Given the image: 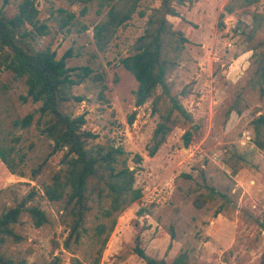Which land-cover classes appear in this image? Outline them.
<instances>
[{"label": "rangeland", "instance_id": "374dc122", "mask_svg": "<svg viewBox=\"0 0 264 264\" xmlns=\"http://www.w3.org/2000/svg\"><path fill=\"white\" fill-rule=\"evenodd\" d=\"M22 1L0 0V6L8 17H13ZM228 1L199 0L193 6L179 7L181 17H170L175 29L183 31L189 39L170 80L176 93L192 85V93L183 103L202 122L203 135L186 147L182 139L185 130L177 128L157 155L149 157L147 146L159 117L153 114L151 102L136 107L138 82L121 60L135 53L137 40L145 33L149 17L161 2L143 0L108 48L99 53L94 41L93 24L100 20L95 5L89 4L85 11L81 2L37 0L39 19L51 28H57L51 14L59 8L76 13L89 26L88 30L77 26L59 32L53 49L58 59L73 50L68 67L90 64L94 75H104L102 82L98 78L88 80L75 89L77 95L85 97L75 114L86 115L85 128L99 136L97 144L125 149L121 162L126 160L136 169V188L143 190L142 200L119 216L100 264H147L133 253L137 236L149 257L168 264L182 253L188 254L191 264H260L264 231L253 219L264 220V150L254 142L252 121L264 114V101L258 91L245 90L246 79L253 70V51L236 28L240 19L249 21L251 13L264 12V0L246 11L226 15L221 21ZM46 42L47 39L42 41ZM93 53L98 56L93 58ZM1 82H10L8 92L17 112L21 117L34 114V123L30 129L17 132L21 135L18 148L25 156V176L13 175L0 160V214L35 190L38 194L33 203L39 204L49 217L47 225L36 228L31 218L24 216L17 227L24 239L10 245L9 253L25 258L27 264H49L55 257H60L62 264H95L97 253L92 244L97 211L88 218L89 234L79 250L67 251L64 241L69 229L62 221L66 198L50 202L44 197V186L51 183L55 172L65 168L64 152L54 153L53 141L37 129L40 104L21 100L26 90L9 71L1 72ZM241 92L248 109L241 115L234 112L228 119L229 107ZM135 111L136 120L130 125L128 119ZM230 153L242 159V168L236 175L224 162ZM137 154L144 157L140 166L133 161ZM42 164L41 173L34 177L33 171ZM202 171L208 184L236 200L237 208L231 216L217 215L219 203L215 201H209L202 209L194 205L196 196L203 191L197 183Z\"/></svg>", "mask_w": 264, "mask_h": 264}, {"label": "trees", "instance_id": "16d2710c", "mask_svg": "<svg viewBox=\"0 0 264 264\" xmlns=\"http://www.w3.org/2000/svg\"><path fill=\"white\" fill-rule=\"evenodd\" d=\"M142 1L71 0L84 3L85 11L89 4L95 5L100 20L93 24L94 41L99 53L108 48L119 29L132 19ZM159 1V7L149 17L145 33L134 46L135 53L121 60L125 69L138 82L136 107L151 102L153 114L159 117L147 146L149 157L157 155L177 128L185 130L182 139L186 147L198 142L203 135L202 122L197 121L183 103L191 95L192 85L176 93L175 84L170 80L189 42L183 31L175 29L170 17H181L179 7L193 6L199 0ZM261 1L229 0L221 14V21L226 15L246 11ZM39 15L37 0H23L13 17H8L0 6V160L13 175L25 176V156L20 154L18 146L21 135L17 132L30 129L34 123V114L21 117L17 112L8 92L10 82H1V72L5 70L26 90V95H21L23 102L31 100L40 104L37 129L53 141V152H64L62 164L65 168L55 172L51 183L44 186V197L50 202L66 198L62 221L69 233L64 248L71 253L79 250L89 234L88 218L97 211L98 223L93 229L92 250L97 253L95 264H100L119 216L142 200L143 190L136 188V169H132L126 160L121 162L120 157L126 154L125 149L97 144L99 136L85 128L86 115L75 114L77 106L85 101V97L77 95L75 89L88 80L98 78L102 82L104 75H94L90 64L68 67V60L74 56L73 50L58 59L53 49L59 32L70 31V27L77 26L88 30L89 26L81 22L76 13L63 8L51 14L57 23L56 29L51 28L46 21L42 22ZM236 32L253 51V70L246 79L245 90L258 91L264 101V12L251 13L249 21L240 19ZM44 39H47L45 44L42 43ZM97 56L96 53L92 55L93 58ZM246 109L248 103L241 92L229 107L227 118L234 112L241 115ZM136 116V111L130 115V125L134 124ZM252 125L254 142L259 149L264 150V114L255 117ZM133 161L140 166L144 157L137 154ZM224 162L235 175L242 168V159L235 153L228 154ZM42 169L43 164L33 171V176L37 177ZM187 177L192 179L189 175ZM199 178L201 181L197 183L203 191L194 200L197 208L202 209L209 201H215L219 203L217 215L224 213L231 216L235 213L237 202L231 194L208 184L204 171ZM37 194L32 190L15 207L0 214V264H27L25 258L14 257L9 253L10 245L21 243L24 239L17 232L24 216H29L36 228L49 223L47 213L39 204L33 203ZM244 212L250 213L248 210ZM254 219L264 231V220ZM135 241L133 253L147 264H168L165 260L149 257L141 246L140 236ZM49 264H62V259L55 257ZM171 264L191 263L188 254L182 253ZM260 264H264V253Z\"/></svg>", "mask_w": 264, "mask_h": 264}]
</instances>
